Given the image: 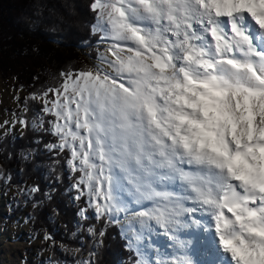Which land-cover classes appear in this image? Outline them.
I'll return each instance as SVG.
<instances>
[{
	"label": "snow or ice",
	"instance_id": "1",
	"mask_svg": "<svg viewBox=\"0 0 264 264\" xmlns=\"http://www.w3.org/2000/svg\"><path fill=\"white\" fill-rule=\"evenodd\" d=\"M89 7L111 43L100 65L64 73L43 109L56 117L49 147L67 148L83 173L76 187L98 217L130 211L129 232L155 220L183 251L179 264L201 245V264H264V0ZM177 180L182 196L157 191Z\"/></svg>",
	"mask_w": 264,
	"mask_h": 264
},
{
	"label": "trees",
	"instance_id": "2",
	"mask_svg": "<svg viewBox=\"0 0 264 264\" xmlns=\"http://www.w3.org/2000/svg\"><path fill=\"white\" fill-rule=\"evenodd\" d=\"M91 2L0 0V71L15 76L27 93L23 134L0 141V177L18 190L28 185L32 191L30 196L21 192L11 217L28 210L34 232L74 254L73 259L61 257L53 247L52 262L76 264L86 257L89 264H137L120 227L107 215L90 213L84 196L76 198L73 186L81 172L70 168L68 149L49 147L59 143L51 129L55 118L35 99L60 89L64 73L95 68L100 34L92 30Z\"/></svg>",
	"mask_w": 264,
	"mask_h": 264
},
{
	"label": "rangeland",
	"instance_id": "3",
	"mask_svg": "<svg viewBox=\"0 0 264 264\" xmlns=\"http://www.w3.org/2000/svg\"><path fill=\"white\" fill-rule=\"evenodd\" d=\"M98 34L101 35V33ZM110 43L111 41L99 40L97 44L98 58L94 61L95 67L100 65V54L104 52L105 48ZM86 48L87 47L84 49L86 50ZM26 97V90L19 84L15 76H5V74L0 71V141H3L6 136L17 138L23 134L25 121L21 118V113L25 111L23 102ZM55 98L54 91L49 92L46 96L35 97L36 101L45 106H50V104L46 105L45 101L51 102ZM52 116L56 120V117L54 115ZM37 128L40 127L38 126ZM52 133L54 134L53 130ZM70 168L73 172H78L73 170L71 166ZM118 170L119 169H116V171ZM82 176L83 173L81 172L78 182ZM77 184L78 183L73 186V190L77 192L76 198L84 196L86 198L89 212L96 218H100L97 216L95 209L90 205V198L87 195L86 186L81 185L78 189L76 187ZM176 184L180 185V182L177 180ZM21 192H26L28 196L32 194L28 185L18 190L10 185L9 180L4 179L2 181L0 177V264H72L69 261H51L53 247L56 248V251L60 252L61 257L67 256L68 258L73 259L74 254H72L73 252L70 253L66 250L61 244L46 243V237L43 232H34L32 229L33 219L29 216L28 210H24L23 214L11 217ZM147 209L148 207H137L136 212ZM85 212L86 211H83L82 217L86 216ZM114 215L116 217L115 220H113L111 216H107L119 225L122 235L128 240V245L135 250L139 258L137 264H145V262L151 264L149 262L150 258L148 257L149 250H154L157 247V244H151L149 242L146 233L142 231L143 225L137 224L135 225V230L129 232L125 226L127 221L125 217L130 216V218H132L131 214L127 212H115ZM156 232L160 233V226L158 224L155 228V233ZM137 236H139V239H136ZM130 239L132 241L131 243ZM167 239H169V242L172 240L170 235H167ZM178 256L181 259L183 258L181 255ZM165 260L174 264H179L178 262H175L177 259L172 255L169 257L167 256ZM163 261L164 260H161V262ZM76 264H89V260L84 257L81 263L77 262Z\"/></svg>",
	"mask_w": 264,
	"mask_h": 264
},
{
	"label": "bare ground",
	"instance_id": "4",
	"mask_svg": "<svg viewBox=\"0 0 264 264\" xmlns=\"http://www.w3.org/2000/svg\"><path fill=\"white\" fill-rule=\"evenodd\" d=\"M104 67H106V65ZM176 182L177 181L173 182L171 185H168L166 187L165 186L158 187L157 191L171 192V193H173V199H175L177 196H182L183 195V189L181 187V184L178 185V184H176ZM182 203H183V207H185V208L193 207L192 201H183ZM152 204H153V201H144L142 204H136L134 206L130 205V210L134 208V210L136 211L137 207H148V208H150L152 206ZM127 213L130 214V211ZM187 215L188 214H182L180 217H178V219L183 221V219ZM194 216L196 219H201L199 212L195 213ZM131 219L132 218H130V216H128V219L126 221L125 226H127L129 224V221ZM156 227H157V223L155 222V220H148L147 224L142 226V229H143L142 231L146 233L147 237L149 238V242L151 244H157V247L154 250L153 249L149 250V254H148V257L150 258L149 262L151 264H174L170 261L165 260L167 258V256L169 257L172 255V256H175L177 259L175 262L179 263V259H181V258L178 255L183 256L184 255L183 251L182 250L178 251L175 247H173L174 241L171 240V242H169V239H167V235H165L164 228L160 227V233H157V232L155 233ZM178 235H180L181 239L191 240L193 248L196 247V236H195V234L185 235L182 232H178ZM165 240H166V242H165ZM202 252H203V246L202 245L196 251H189L188 254L192 258L193 264H201L202 261H205L207 259L206 257H204L202 255ZM161 260H164V261L161 262Z\"/></svg>",
	"mask_w": 264,
	"mask_h": 264
}]
</instances>
